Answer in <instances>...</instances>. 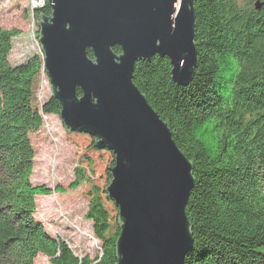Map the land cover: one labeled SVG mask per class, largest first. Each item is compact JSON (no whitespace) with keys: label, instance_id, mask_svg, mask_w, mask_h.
Listing matches in <instances>:
<instances>
[{"label":"trees","instance_id":"trees-1","mask_svg":"<svg viewBox=\"0 0 264 264\" xmlns=\"http://www.w3.org/2000/svg\"><path fill=\"white\" fill-rule=\"evenodd\" d=\"M246 2L194 1L197 62L186 86L172 81L166 56L139 61L132 73L192 165L185 213L194 242L184 264H264V0L258 8ZM32 14L50 15L48 2ZM17 33L0 26V264H32L39 254L50 264H115L121 219L106 191L115 157L90 134L69 131L68 138L84 166L86 216L99 254L79 257L32 216L35 196L48 188L29 179V133L42 114H59L60 103L51 95L37 104L40 55L8 61Z\"/></svg>","mask_w":264,"mask_h":264},{"label":"water","instance_id":"water-1","mask_svg":"<svg viewBox=\"0 0 264 264\" xmlns=\"http://www.w3.org/2000/svg\"><path fill=\"white\" fill-rule=\"evenodd\" d=\"M47 1L51 13L36 23L59 116L66 132L90 134L115 157L106 187L121 219L115 264H184L194 242L185 213L192 165L132 73L137 62L166 56L172 81H191L195 0Z\"/></svg>","mask_w":264,"mask_h":264},{"label":"rangeland","instance_id":"rangeland-1","mask_svg":"<svg viewBox=\"0 0 264 264\" xmlns=\"http://www.w3.org/2000/svg\"><path fill=\"white\" fill-rule=\"evenodd\" d=\"M238 2L247 4L246 0ZM255 2L258 0H254V4ZM43 4L44 2L42 6ZM32 9L31 0H0V26L18 31L12 38L8 53L11 64L33 52L42 58L40 25L36 23ZM50 87L49 78L42 68L36 85L38 105L52 95ZM29 139L34 149L29 179L34 185L48 188L46 193L35 196L32 216L41 221L50 235L64 241L79 257H95L99 254L100 240L94 236L92 220L86 216L88 201L82 192L86 182L82 171L84 166L76 156V146L68 138L59 114H42L41 125L35 132L29 133ZM32 264L50 262L47 257L39 254Z\"/></svg>","mask_w":264,"mask_h":264},{"label":"built area","instance_id":"built-area-1","mask_svg":"<svg viewBox=\"0 0 264 264\" xmlns=\"http://www.w3.org/2000/svg\"><path fill=\"white\" fill-rule=\"evenodd\" d=\"M43 2L45 3V0H31L33 8L41 7Z\"/></svg>","mask_w":264,"mask_h":264}]
</instances>
